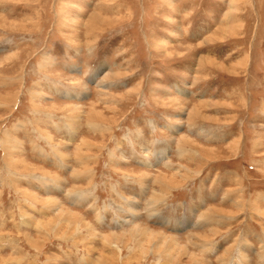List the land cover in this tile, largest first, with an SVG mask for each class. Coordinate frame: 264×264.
Returning <instances> with one entry per match:
<instances>
[{"label":"rangeland","instance_id":"374dc122","mask_svg":"<svg viewBox=\"0 0 264 264\" xmlns=\"http://www.w3.org/2000/svg\"><path fill=\"white\" fill-rule=\"evenodd\" d=\"M232 1L0 0V108L33 117L0 264H264V0ZM198 185L229 200L190 228Z\"/></svg>","mask_w":264,"mask_h":264},{"label":"crops","instance_id":"0c3cea01","mask_svg":"<svg viewBox=\"0 0 264 264\" xmlns=\"http://www.w3.org/2000/svg\"><path fill=\"white\" fill-rule=\"evenodd\" d=\"M17 82H19V81H17ZM17 82H15V83H17ZM12 83H14V82H12ZM12 83H9V85L7 84V88H9V87H11V86H14V84H12ZM11 84V85H10ZM20 85V84H19ZM3 87H6V84H3L2 85ZM14 107H13V105L12 106H9V107H1L0 108V111L5 115V117H3V118H0V139L1 140H5V139H7L8 137L7 136H5V133L7 134L8 132H9V136L10 137H12V138H14V139H16V140H18L19 141V146H23V149L25 150V148H26V141H28V137H29V135H30V132H29V135L28 136H26V128L27 129H30L31 128V122L30 123H28L27 124V122H28V120H29V118H30V116H31V110H29L25 115H23L24 116V118L22 117V114H21V112H20V110L19 109H17V106L14 108L15 110H17V111H12V109H13ZM17 112H19V113H17ZM51 113V112H50ZM11 114H12V117H11ZM32 117V116H31ZM6 118H8V120L6 121L7 122V125L9 124V126H7L5 129H6V131H4L3 132V130H4V127H2V124L4 123V124H6V122H4L3 120L4 119H6ZM33 118V117H32ZM69 122L67 123V130H68V133L66 134V137L69 139V140H73V141H79L84 135L83 134H81V133H78L77 132V134H75V135H73L72 134V132H71V121H70V117H69ZM87 120L88 119H84L82 122H83V124H82V127L83 128H85V127H88V124H87ZM2 121H3V123H2ZM22 121H24L25 122V126L24 125H22ZM53 121V116L51 117V122H50V124L48 123V124H46L45 126L46 127H49L51 130H47L46 129V135H47V139H48V141H47V143L48 144H50L51 143V145L55 142V140L49 135V133L50 134H52L53 135V133H52V129H53V131L55 130V131H57V132H59L58 130H60V131H62V130H64V128H65V126H64V124H62L61 122L59 123V124H55V123H53L52 122ZM55 124V125H54ZM16 125H20V127L19 128H16L15 126ZM70 128V129H69ZM31 130V129H30ZM91 131H92V129H91ZM79 134H81V135H79ZM44 135H45V133H44ZM51 148V147H50ZM52 149V148H51ZM1 152V151H0ZM58 152L57 151H55L54 152V154L56 155ZM52 154H53V152H52ZM51 154V155H52ZM60 154H61V156L63 155V152H60ZM59 154V155H60ZM0 166H2V165H0ZM3 173V172H5V170L4 169H0V173ZM2 181H3V179H1ZM202 188V190L201 191H199L198 193H196V189L197 188ZM204 190H206V191H204ZM211 190V188H209V187H207V188H203L202 186H197L195 189H193V191L195 192V193H191L190 195V202H194L195 204H194V207H195V209L194 210H196L195 211V213H194V220H192V223H193V226H191L190 228H196V227H205V226H207L208 224H205V223H203V222H200L199 221V217H198V214L201 212V211H204V210H207L208 208H207V205L209 204V203H211V202H216L215 200H218L219 201V198H220V200H221V202H223L224 200H223V195H224V192H221L220 193V191H213V188H212V190ZM173 196V195H172ZM173 197H175V195L173 196ZM236 198H239L238 196H236ZM225 200L226 201H224L223 203H227V201L229 200V194H227L226 196H225ZM180 200H177V202L175 203L176 205L178 204V206L180 205ZM199 205H202V206H205V207H203V208H201ZM205 208H207V209H205ZM175 213H180L179 212V207H177L176 208V212ZM180 214H177V216H176V218H174L175 220H179L180 219V216H179ZM168 219H171L170 217L168 218ZM172 220V219H171ZM196 221V222H195ZM200 223H202L201 224V226H200Z\"/></svg>","mask_w":264,"mask_h":264},{"label":"bare ground","instance_id":"6f19581e","mask_svg":"<svg viewBox=\"0 0 264 264\" xmlns=\"http://www.w3.org/2000/svg\"><path fill=\"white\" fill-rule=\"evenodd\" d=\"M236 4H238V2H236V0H233L232 3H231V5H232V9H231V11H232V10H235V9H236V10H239V7L236 6ZM230 16H231V17H232V16L234 17V13H231ZM216 35H218L219 37H224V38H225L226 35H227V30L224 29V28H220V32H219L218 34L216 33L215 36H216ZM227 37H228V36H227ZM208 63H209V61H208ZM209 64H210V63H209ZM212 65H213V64H212ZM11 97H12V96H11ZM12 99H13V98H12ZM7 101H8V98H7ZM96 106H97V105H96ZM97 108H98V107H97ZM100 110H101V109H100ZM102 114H103V113H102ZM102 114H101V115H102ZM90 115H91V114H90ZM94 117H95V115H94ZM99 117H100V116H99ZM97 118H98V117H97ZM101 118L104 119V117H101ZM113 123H114V122H113ZM159 177H160V179L162 180V182H164V184H165V182H166V181H165V180H166V174H165V173H161V174L159 175ZM159 177H158V178H159ZM158 178H157V179H158ZM168 178H169V177H168ZM160 183H161V182H160ZM168 184H169V183H168ZM168 184H166V185H168ZM171 185H172V184H171ZM172 244H173V243H172ZM178 244H179V243H178ZM176 245H177V243H176ZM179 245H180V244H179ZM182 246H183V245H182ZM180 247H181V246H180ZM185 247H186V246H185ZM186 249H187V248H186ZM186 249H185V250H186ZM178 251H179V250H178ZM191 254H192V253H191ZM182 256H183V255H182ZM197 257H198V256H197ZM190 258H191V257H190ZM198 258H199V257H198ZM195 260H196V259H195ZM178 262H179V261H178Z\"/></svg>","mask_w":264,"mask_h":264}]
</instances>
